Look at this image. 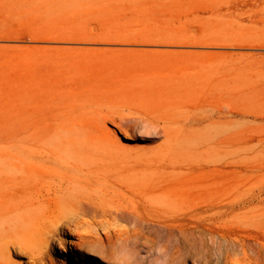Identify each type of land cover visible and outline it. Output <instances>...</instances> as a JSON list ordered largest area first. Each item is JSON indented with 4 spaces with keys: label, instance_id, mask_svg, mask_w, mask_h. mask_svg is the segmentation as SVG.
<instances>
[{
    "label": "rangeland",
    "instance_id": "rangeland-1",
    "mask_svg": "<svg viewBox=\"0 0 264 264\" xmlns=\"http://www.w3.org/2000/svg\"><path fill=\"white\" fill-rule=\"evenodd\" d=\"M132 110L145 122L120 126ZM1 194L96 215L58 228L47 264H82L58 252L68 230L83 264H225L200 241L171 256L156 224L177 214L245 242L229 264H264V0H0Z\"/></svg>",
    "mask_w": 264,
    "mask_h": 264
},
{
    "label": "bare ground",
    "instance_id": "bare-ground-1",
    "mask_svg": "<svg viewBox=\"0 0 264 264\" xmlns=\"http://www.w3.org/2000/svg\"><path fill=\"white\" fill-rule=\"evenodd\" d=\"M253 4H255V2ZM138 91L139 90L137 88L130 90H116L115 98L112 97L106 103L109 105L118 104L124 99H131V95L136 94L135 92ZM145 120L146 118L140 113H136L135 110H132L129 115L120 116L119 125H131L135 127L141 122H145ZM165 132L168 133L167 131ZM188 196L189 195L183 193L161 190L152 197L161 205V209H167L168 207L178 208L187 204L186 200ZM89 208L90 206L83 201L70 197H62L58 199L51 198L47 200L44 199L36 202L35 198L23 201L22 199L18 200L14 194H9L8 196L1 194L0 253L4 254V256H9L10 250H12L15 255L25 257V264H47L46 254L52 253L53 251L51 243L52 240L55 239V232L58 228L66 227L68 224H72L75 227L81 226L87 228L88 231H93L95 229L93 219L96 215L90 214V212H88ZM157 221V224H155L158 227L168 229L170 232H175L177 234V242L171 253L172 257H176L178 255L180 251V244L183 240L188 242L192 249L199 241L202 245L206 244V250L210 253V255L212 254V249L215 248V253L224 260L225 264H229L234 259L237 260L239 252L236 253V248L238 246L241 249V254H245V242H236L227 234H219L212 229L199 224L195 220H182L177 214L169 221ZM104 228L108 229V233H103L101 236L98 235V238L106 240L117 236V229H115L114 223L109 222V224L105 225ZM207 234H210V236L208 237ZM214 234L217 236L215 237ZM222 240L225 242L224 244H222ZM57 248L58 252L65 260L72 257L77 263L83 264L87 262L82 255H77L76 252H74L75 246L69 230L66 232L63 242L59 243ZM234 263L236 262L234 261ZM5 264L15 263L11 262L8 257ZM89 264L101 263L94 260L90 261ZM192 264H195L194 259L192 260Z\"/></svg>",
    "mask_w": 264,
    "mask_h": 264
}]
</instances>
